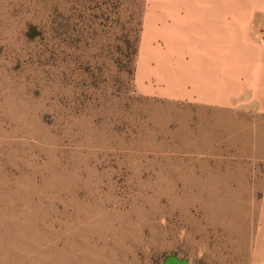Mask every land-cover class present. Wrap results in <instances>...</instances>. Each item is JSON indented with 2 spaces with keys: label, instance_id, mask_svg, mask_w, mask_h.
<instances>
[{
  "label": "rangeland",
  "instance_id": "rangeland-1",
  "mask_svg": "<svg viewBox=\"0 0 264 264\" xmlns=\"http://www.w3.org/2000/svg\"><path fill=\"white\" fill-rule=\"evenodd\" d=\"M164 1L0 0V264H248L264 117L233 89L140 91L143 12ZM180 1L255 11L240 32L264 38V0ZM222 50L243 78L264 55Z\"/></svg>",
  "mask_w": 264,
  "mask_h": 264
},
{
  "label": "crops",
  "instance_id": "crops-1",
  "mask_svg": "<svg viewBox=\"0 0 264 264\" xmlns=\"http://www.w3.org/2000/svg\"><path fill=\"white\" fill-rule=\"evenodd\" d=\"M238 10L236 6L181 4L180 0H166L146 7L142 18L145 41L137 70L140 91L156 92L174 100L191 99L199 96L200 91L206 95L197 97L202 103L224 105L228 102L226 94L233 89L236 95L231 100L236 101L246 94L247 112L264 117V88H261L264 55H252L245 78L222 73L223 45L241 43L254 50L264 47V38L256 40L240 32L248 30L254 21L251 15L256 12L248 11L246 19L240 21ZM148 43L152 51L146 47ZM146 48L150 53H146ZM153 82L158 86L156 91ZM256 202V224L248 264H264V168Z\"/></svg>",
  "mask_w": 264,
  "mask_h": 264
},
{
  "label": "water",
  "instance_id": "water-1",
  "mask_svg": "<svg viewBox=\"0 0 264 264\" xmlns=\"http://www.w3.org/2000/svg\"><path fill=\"white\" fill-rule=\"evenodd\" d=\"M161 264H190L186 259L179 258L175 255L166 257Z\"/></svg>",
  "mask_w": 264,
  "mask_h": 264
}]
</instances>
